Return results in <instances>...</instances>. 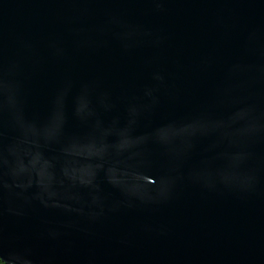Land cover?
Here are the masks:
<instances>
[{
	"label": "water",
	"instance_id": "95a60500",
	"mask_svg": "<svg viewBox=\"0 0 264 264\" xmlns=\"http://www.w3.org/2000/svg\"><path fill=\"white\" fill-rule=\"evenodd\" d=\"M3 264H264V0H0Z\"/></svg>",
	"mask_w": 264,
	"mask_h": 264
},
{
	"label": "trees",
	"instance_id": "16d2710c",
	"mask_svg": "<svg viewBox=\"0 0 264 264\" xmlns=\"http://www.w3.org/2000/svg\"><path fill=\"white\" fill-rule=\"evenodd\" d=\"M0 264H3V263L0 261Z\"/></svg>",
	"mask_w": 264,
	"mask_h": 264
}]
</instances>
